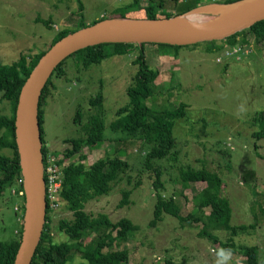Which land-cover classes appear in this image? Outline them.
<instances>
[{
    "label": "rangeland",
    "instance_id": "374dc122",
    "mask_svg": "<svg viewBox=\"0 0 264 264\" xmlns=\"http://www.w3.org/2000/svg\"><path fill=\"white\" fill-rule=\"evenodd\" d=\"M133 1L0 0V62L9 64L21 54L30 56L46 51L58 32L77 29L80 20L88 25L102 17H145L144 8L129 6ZM198 4L190 13L205 17L203 23L213 22L216 15L207 13L213 5L206 0ZM162 13L175 15L178 10L165 5L156 11L158 17ZM234 48L238 49L236 53L232 51ZM144 50L147 63L158 71L159 86L146 104L155 109L185 105V116L176 119L173 127L177 161L167 156L152 163L153 168L160 167L162 171V193L174 199L181 217L199 215L196 205L207 183L184 185L177 167L199 169L204 165L223 181L222 193L231 207L230 224H253L254 229L232 236L228 230L215 228L206 217L202 222L182 221L166 209L168 206L162 209L161 220L155 226L150 225L156 203L153 184L156 177L153 170L146 168L145 156L151 146L144 140L108 129L117 110L128 102L126 89L137 71L132 63L137 48H129L126 54L110 56L87 69L70 58L64 66L65 75L53 77L55 88L42 106L49 161L55 164L50 165V171L59 170L63 174L64 168L73 162L90 165L97 159L115 155L127 162L125 174L109 193L89 201L85 207L88 213H104L113 222L125 218L136 228L130 238L115 239L104 249L106 252L126 249L128 262L121 264H245V258L237 252L239 246L256 247L258 259L264 263V137L257 139L253 135L264 127V41L255 43L249 36L246 43H241L237 38L234 46L225 44L216 53L206 52L201 44L176 52L149 45ZM226 52L233 54L226 56ZM98 93L103 96L105 138L94 147L82 144L76 155L66 158L65 151L71 147L69 140L83 136L80 125L74 123L76 110L81 109L85 122L91 110L89 100ZM10 113L9 104L0 101V115ZM15 179L11 187L5 186L0 199V243L18 237L22 226L20 210L12 209ZM137 180L140 185L133 188ZM123 189L131 190L130 203L118 208ZM53 211L50 234L57 242L70 241L57 230V222L71 218V212L65 204ZM208 212L209 209L204 211L205 215ZM95 239V233L90 232L76 247L83 250ZM220 242L228 246L223 248ZM66 264L88 263L75 254Z\"/></svg>",
    "mask_w": 264,
    "mask_h": 264
},
{
    "label": "trees",
    "instance_id": "16d2710c",
    "mask_svg": "<svg viewBox=\"0 0 264 264\" xmlns=\"http://www.w3.org/2000/svg\"><path fill=\"white\" fill-rule=\"evenodd\" d=\"M200 0H144L140 2L134 0L130 7L145 10V17L140 19H154L162 17H175L192 11L199 6ZM209 4L230 3L235 0H206ZM144 3V5H141ZM165 5L171 8H177V14L162 13L159 17L156 11L163 9ZM121 18H131V16H122ZM138 18V17H137ZM104 17H102L103 20ZM48 20L44 22L47 23ZM99 21V20H97ZM94 21L93 23L97 22ZM78 27L82 28L87 24L82 20L78 22ZM92 24V23H91ZM76 30V29H75ZM74 31L58 32L48 48L66 34ZM249 36L253 37L255 43L264 41V20L258 21L249 28L240 30L235 34L217 41H205L192 45L177 46L161 43H101L92 46L81 48L64 60H62L52 71L47 79L38 104V120L40 124V139L42 142L41 152L43 156V165L46 162L48 149L43 124V109L45 99L52 94L54 89L53 77H62L65 75V63L68 59L76 61L77 65L83 69L89 68L93 64H99L102 60L118 54H126L129 48H137L138 54L132 61L137 66V71L132 78L131 85L126 89L128 102L116 112V118L109 124L108 129L113 133H122L128 138L134 140H144L145 143L151 146L150 151L145 156V166L147 169L153 170L156 179L154 180L156 203L153 210V219L150 223L155 226L160 220L162 209L168 206L178 219L182 221L199 222L206 217L209 221H213L215 228H223L228 230L232 236L242 233L247 229H254L255 225H238L232 226L231 207L229 201L223 195V181L216 173L209 170L206 166H201L196 169L191 166H178L179 177L184 185L192 182L202 181L207 183L204 191L200 192L201 200L196 205V210L199 215L188 214L180 216L179 208L175 204L174 199L166 198L162 193L164 184L160 181V167L153 168V161L164 159L171 156L173 162L177 161L176 152H173L175 147V139L173 136V127L176 119L185 116L184 104L172 109H155L149 107L146 101L158 91L159 86L156 84L158 71L146 61L145 47L157 46L161 48H171L174 52L182 47L203 45L204 50L208 53L220 52L224 49V45L234 46L237 38L241 43H246ZM45 50H41L34 55L26 56L21 54L14 62L3 64L0 62V101H5L9 104L11 113L0 115V199L6 191L5 186L11 187L15 178L21 176L19 157L14 139V115L18 100V95L24 81L28 77L30 71L38 62L39 58ZM103 96L98 93L94 98L89 100L91 110L87 114L85 122H82L81 109L77 108L74 117V123L80 125L83 133L82 137L69 140L71 147L66 149L64 156L71 158L76 155L82 144H87L91 147L96 146L104 140L105 124L104 109L102 106ZM257 139L264 137V127L260 131L253 133ZM1 150H7L1 151ZM230 167V165H227ZM127 162L118 156L100 158L86 165L81 162H73L66 166L63 171L62 187L59 191V196L65 201L66 209L71 212V218H61L57 222V230L64 233L70 241L57 242L50 234V211L48 205L46 208L45 223L42 230L40 240L36 251L31 259L30 264H66L75 254H78L88 264H121L128 262V251L126 249L104 251L110 247L115 239L126 240L136 232V228L130 225L129 221L121 218L113 222L104 213L91 214L85 210L86 204L89 201L97 199L100 196H105L112 189L113 185L122 179L125 174ZM140 185L139 180L135 182L136 188ZM215 185V192L213 191ZM21 188V186L19 187ZM131 190L123 189L121 199L117 205L118 208L126 206L130 203ZM15 201L17 196H13ZM24 209V207H21ZM209 212L205 215L204 211ZM255 224V223H254ZM206 226V224H204ZM90 232L95 233L96 239L83 250L76 246L81 245L86 236ZM115 232V235H113ZM206 234V232H202ZM21 235V226L18 237H15L7 242L0 243V264H12L15 258L16 251L19 246ZM215 243L217 239H213ZM223 248L228 246V243L220 242ZM237 252L245 258V264H264L258 259V250L253 246H239ZM167 264H172L167 262ZM236 264V263H235Z\"/></svg>",
    "mask_w": 264,
    "mask_h": 264
},
{
    "label": "water",
    "instance_id": "95a60500",
    "mask_svg": "<svg viewBox=\"0 0 264 264\" xmlns=\"http://www.w3.org/2000/svg\"><path fill=\"white\" fill-rule=\"evenodd\" d=\"M213 22L186 24L181 16L154 19L111 18L76 29L50 46L21 86L14 115V139L19 157L24 210L19 246L12 264H30L46 216L43 156L38 104L54 68L73 52L101 43H161L186 46L220 41L264 20V0H235L212 4Z\"/></svg>",
    "mask_w": 264,
    "mask_h": 264
},
{
    "label": "built area",
    "instance_id": "2783aa9c",
    "mask_svg": "<svg viewBox=\"0 0 264 264\" xmlns=\"http://www.w3.org/2000/svg\"><path fill=\"white\" fill-rule=\"evenodd\" d=\"M233 53H236L238 51V49H233L232 50ZM232 53V54H233ZM232 54H229V52H226V56H230ZM219 59H217L218 61ZM49 154L47 153L46 155V162L45 165H43V174H44V183H45V197H46V208L48 205V209L50 211V213L54 212L53 210L56 208H60L62 206V204H65V201L63 199L60 198L59 196V191L62 187V171L59 170H54L50 171L52 167L51 166H55L52 165V162H50L49 160ZM66 160V159H64ZM53 161V160H52ZM15 184L16 187L13 188L15 189V191L13 190L12 195L17 196V200L14 203V207L12 206V209L17 212L18 210H20L21 215H20V219L22 220L23 218V210L21 207H24V192H23V186H22V176L17 177L15 179ZM21 186V188H19Z\"/></svg>",
    "mask_w": 264,
    "mask_h": 264
},
{
    "label": "bare ground",
    "instance_id": "6f19581e",
    "mask_svg": "<svg viewBox=\"0 0 264 264\" xmlns=\"http://www.w3.org/2000/svg\"><path fill=\"white\" fill-rule=\"evenodd\" d=\"M203 19H205V17L201 16V15H198L197 13H190L189 14H185L183 16H181L180 20L181 22L183 23H186V24H193V25H197V24H206V23H203Z\"/></svg>",
    "mask_w": 264,
    "mask_h": 264
}]
</instances>
